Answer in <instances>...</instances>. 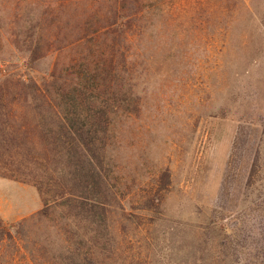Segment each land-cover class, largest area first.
I'll use <instances>...</instances> for the list:
<instances>
[{
  "label": "rangeland",
  "instance_id": "obj_1",
  "mask_svg": "<svg viewBox=\"0 0 264 264\" xmlns=\"http://www.w3.org/2000/svg\"><path fill=\"white\" fill-rule=\"evenodd\" d=\"M142 2L144 19L130 30L131 46H122L132 56L123 63L119 53L114 61L135 82L122 84V102L111 107L114 120L97 132L94 143L93 137L81 136L82 122L73 125L66 118L70 124L65 125L54 109L41 107L43 129L26 128L40 146L33 162L23 148L0 147V212L11 226L38 213L44 195L54 202L60 193L64 199L97 198L107 208L101 215L110 224L109 231L102 230L109 261L112 254L120 259L115 264H194L196 254L221 251L215 248L217 223L249 222L250 208L264 194V0ZM39 3L0 0V32L5 34L0 49L8 48L18 12L27 31H42L51 41L60 36L59 43L42 42L45 56L33 75L42 83L54 67L61 83H70L88 44L92 50L106 47L76 44L73 27L79 13L72 1L64 15L60 8L50 13ZM103 56L109 59L108 50ZM45 82L59 92L54 80ZM68 97L62 95L56 104L75 117L64 104ZM4 127L0 118V141L11 136ZM38 132L44 141L33 136ZM41 174L50 181L42 186L46 194L32 177L38 175L39 181ZM65 209L59 213L78 216L84 220L81 232H91L87 211ZM124 210L138 214L128 218ZM37 231L50 233L46 222ZM49 236L52 242L51 234L44 240ZM40 245L51 253L45 241ZM72 253L57 252L71 264H87ZM235 262L240 264L238 256Z\"/></svg>",
  "mask_w": 264,
  "mask_h": 264
},
{
  "label": "trees",
  "instance_id": "obj_2",
  "mask_svg": "<svg viewBox=\"0 0 264 264\" xmlns=\"http://www.w3.org/2000/svg\"><path fill=\"white\" fill-rule=\"evenodd\" d=\"M70 1L79 13V18L73 27L76 44L90 41L97 47H106L109 59L103 56L105 50H92L88 44L87 54L77 60L78 75L74 76L75 78L69 81L70 83L66 81L64 84L61 83L60 77L56 74V68L50 69V73L43 80L50 78L54 80L51 84L58 86L59 92L54 91L55 89H51L50 85L44 83L43 80L40 83L31 70L39 69V63L45 56L40 52L42 42L59 43L60 41L57 40L60 36L56 34V41H51L42 31H27V21H22L24 18L17 15L18 12L11 21V33H8L7 37L9 39L8 48L0 49L3 51L0 53V59L3 60L0 63V118L5 130H8L11 135L8 140L0 141V147L23 148L21 153L32 162L37 157L35 152L40 146L29 139L32 135L26 128L29 127L34 132H37V128L43 129L38 117L41 107L48 106L50 110L54 109L60 122L65 125L70 124L65 120L66 118L73 125L82 122L86 127L78 129L81 136L93 137L92 140L97 143V132L103 126L107 128L114 120L115 114L111 112V107L116 104L120 106L118 102H122L120 97L122 84L128 82L134 85L135 83L132 77H130L132 80H129L122 72L119 65L121 62L114 64V61L119 53L122 56L118 58H121L123 63L128 62V57L132 56H128L126 51L123 52L122 46L129 45L127 41L132 42L130 36L133 33L130 30L141 25L144 19L142 0ZM67 2L68 0H43L38 6L48 8L50 13L58 12L60 8L59 15H64V12H67L66 8H69ZM4 39V32H0V41ZM8 60H10L9 63ZM13 60L20 63H13ZM59 82L62 86L58 85ZM45 92H50V95H45ZM62 95L69 96L64 104L68 109L72 108L71 112L75 114V117H71L68 112L64 111L66 107L56 104ZM84 109L88 111L86 114L82 111ZM33 136H39L41 141L45 140L42 133ZM32 177L36 178L37 183H35L41 192L46 194L42 186L50 181L42 174L39 181L38 175ZM44 179L45 181L41 182ZM94 196L100 198L99 195ZM44 197L45 206L38 213L25 217L14 225L10 226L0 212V264H71L67 259H61L57 254L58 251H63V253L72 251L73 258L87 264H115L120 260L112 254V261L108 259L106 233L102 230L104 228V231L105 229L109 231L110 224L104 217L107 208L101 204L100 199L93 198L92 201H86L72 195L64 199L62 193L59 196L60 200L56 202L52 201L48 195ZM66 206L77 213H81V210L89 213L90 233L81 232L80 228H84L81 222L84 220L80 222L78 216L68 218L65 214L59 213L60 209L66 211ZM250 209L252 211L250 210L251 220L249 222L236 218L234 222L217 223L214 232L217 233L219 241L215 248H222L221 251L213 252V249L209 248L208 252L201 249L205 255H194V264L202 262L205 264H236V256L240 264H264V194L254 201ZM123 214L133 219L138 213H127L124 210ZM42 222H46L48 232H50L46 236L41 234V231H37L41 228ZM51 228L54 234L51 233ZM49 234L52 235V242L50 236L44 240ZM34 236L37 240L32 239ZM29 239L34 241L33 246L30 245ZM41 241H45L47 246L51 247L50 254L45 246L40 245ZM230 249L233 251H229ZM40 250L43 253L40 254ZM114 252L118 254L116 249ZM47 254H49L48 259L44 260L40 257V255Z\"/></svg>",
  "mask_w": 264,
  "mask_h": 264
}]
</instances>
